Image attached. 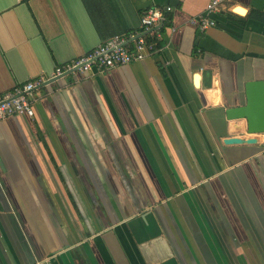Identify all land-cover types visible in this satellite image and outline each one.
Instances as JSON below:
<instances>
[{"label": "crops", "instance_id": "obj_1", "mask_svg": "<svg viewBox=\"0 0 264 264\" xmlns=\"http://www.w3.org/2000/svg\"><path fill=\"white\" fill-rule=\"evenodd\" d=\"M208 1L0 0V93L172 6L150 56L0 120V264H264V132L225 116L264 79V4L223 0L201 31Z\"/></svg>", "mask_w": 264, "mask_h": 264}, {"label": "built area", "instance_id": "obj_2", "mask_svg": "<svg viewBox=\"0 0 264 264\" xmlns=\"http://www.w3.org/2000/svg\"><path fill=\"white\" fill-rule=\"evenodd\" d=\"M223 0H209L204 10L188 17V22L203 31L215 24L210 14L219 10ZM171 5H151L140 16V30L127 35L115 34L96 45L86 54L55 66L49 72L32 77L13 89L0 93V120L13 114L34 116L33 91L50 80L69 73L104 72L108 69L141 61L157 51L162 37L160 26ZM264 153V146L262 149ZM50 264V263H49Z\"/></svg>", "mask_w": 264, "mask_h": 264}, {"label": "water", "instance_id": "obj_3", "mask_svg": "<svg viewBox=\"0 0 264 264\" xmlns=\"http://www.w3.org/2000/svg\"><path fill=\"white\" fill-rule=\"evenodd\" d=\"M264 0H251V6L262 9ZM50 80L48 83L54 81ZM217 87V79L214 82ZM227 119H244L248 133L264 132V79L248 80L244 83V102L228 106L225 109ZM255 137L227 136L223 138L225 144L255 143ZM56 212L55 208L53 207Z\"/></svg>", "mask_w": 264, "mask_h": 264}, {"label": "snow or ice", "instance_id": "obj_4", "mask_svg": "<svg viewBox=\"0 0 264 264\" xmlns=\"http://www.w3.org/2000/svg\"><path fill=\"white\" fill-rule=\"evenodd\" d=\"M237 11L243 12V9H237Z\"/></svg>", "mask_w": 264, "mask_h": 264}, {"label": "bare ground", "instance_id": "obj_5", "mask_svg": "<svg viewBox=\"0 0 264 264\" xmlns=\"http://www.w3.org/2000/svg\"><path fill=\"white\" fill-rule=\"evenodd\" d=\"M238 9H240V8H238ZM237 10V9H236ZM238 12H240V11H238ZM243 12H244V10H243ZM243 12H240V13H243Z\"/></svg>", "mask_w": 264, "mask_h": 264}]
</instances>
